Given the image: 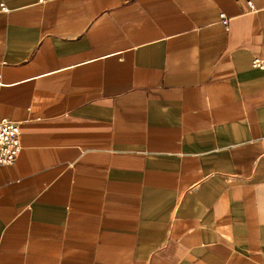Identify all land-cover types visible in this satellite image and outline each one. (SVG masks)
<instances>
[{
    "label": "crops",
    "instance_id": "crops-1",
    "mask_svg": "<svg viewBox=\"0 0 264 264\" xmlns=\"http://www.w3.org/2000/svg\"><path fill=\"white\" fill-rule=\"evenodd\" d=\"M255 59L264 0H0V264H264Z\"/></svg>",
    "mask_w": 264,
    "mask_h": 264
},
{
    "label": "built area",
    "instance_id": "built-area-1",
    "mask_svg": "<svg viewBox=\"0 0 264 264\" xmlns=\"http://www.w3.org/2000/svg\"><path fill=\"white\" fill-rule=\"evenodd\" d=\"M222 22L227 20L222 17ZM253 66L264 69V63L255 59ZM20 129L18 123L7 118H0V166L13 164L20 152Z\"/></svg>",
    "mask_w": 264,
    "mask_h": 264
}]
</instances>
